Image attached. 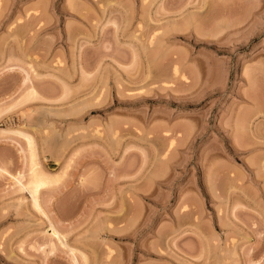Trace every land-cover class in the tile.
I'll return each instance as SVG.
<instances>
[{"label": "rangeland", "instance_id": "374dc122", "mask_svg": "<svg viewBox=\"0 0 264 264\" xmlns=\"http://www.w3.org/2000/svg\"><path fill=\"white\" fill-rule=\"evenodd\" d=\"M0 264H264V0H0Z\"/></svg>", "mask_w": 264, "mask_h": 264}, {"label": "bare ground", "instance_id": "6f19581e", "mask_svg": "<svg viewBox=\"0 0 264 264\" xmlns=\"http://www.w3.org/2000/svg\"><path fill=\"white\" fill-rule=\"evenodd\" d=\"M26 138H28V137H26ZM28 141H29L30 146H32V143H33L32 140L30 138H28ZM32 162H33V167H32V170H31L32 179L29 182V187H30V193L32 194V196L34 198V201L36 203H38V194H39L40 190L43 187H46L47 185H50L51 184V180L46 175V173H44V171L40 168L39 164L36 163L35 156L32 157ZM52 183H54V181H52ZM52 234L55 235V236H58V237L60 236L58 231H56L55 229H52Z\"/></svg>", "mask_w": 264, "mask_h": 264}]
</instances>
